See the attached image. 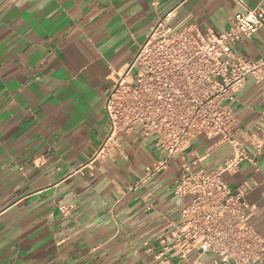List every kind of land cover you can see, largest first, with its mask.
<instances>
[{
	"label": "crops",
	"instance_id": "0c3cea01",
	"mask_svg": "<svg viewBox=\"0 0 264 264\" xmlns=\"http://www.w3.org/2000/svg\"><path fill=\"white\" fill-rule=\"evenodd\" d=\"M253 9L264 0H242ZM168 11V26L226 29L237 0H0V264H182L174 237L185 197L175 181L211 171L232 153L200 135L154 177L155 137L122 135L119 151L88 162L105 138L112 77ZM234 51L264 58V27ZM247 159L225 174L264 235V78L248 77L232 103ZM187 165V169L183 167ZM191 257V258H190ZM190 262L210 264L190 253Z\"/></svg>",
	"mask_w": 264,
	"mask_h": 264
},
{
	"label": "built area",
	"instance_id": "2783aa9c",
	"mask_svg": "<svg viewBox=\"0 0 264 264\" xmlns=\"http://www.w3.org/2000/svg\"><path fill=\"white\" fill-rule=\"evenodd\" d=\"M237 3L242 11L216 33L200 34L192 26L170 28L173 11L158 20L133 59L112 77L103 103L108 132L87 164L92 169L95 161L110 159L119 151L120 137L136 129L155 137L163 158L135 185L154 177L195 137H217L231 146V155L216 169H200L175 181L174 193L185 201L173 224L174 237L158 257L174 248L182 264H195L188 259L193 252L208 255L210 264H264V235L248 223L250 207L242 194L232 193L224 180L247 159L232 103L248 77L264 78V58L234 51L237 41L251 39L264 27V8Z\"/></svg>",
	"mask_w": 264,
	"mask_h": 264
},
{
	"label": "rangeland",
	"instance_id": "374dc122",
	"mask_svg": "<svg viewBox=\"0 0 264 264\" xmlns=\"http://www.w3.org/2000/svg\"><path fill=\"white\" fill-rule=\"evenodd\" d=\"M135 55V54H134ZM134 55H132V57L129 59V61H131L134 57ZM195 253V252H194ZM197 254V253H196ZM191 258V257H190ZM189 261H191V259H189Z\"/></svg>",
	"mask_w": 264,
	"mask_h": 264
}]
</instances>
